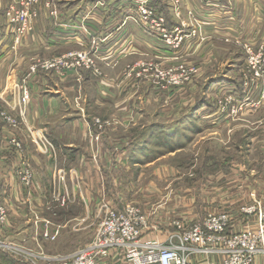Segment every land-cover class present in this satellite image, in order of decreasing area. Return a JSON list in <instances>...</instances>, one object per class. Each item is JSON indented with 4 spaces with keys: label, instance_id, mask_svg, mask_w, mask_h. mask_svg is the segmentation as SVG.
<instances>
[{
    "label": "rangeland",
    "instance_id": "374dc122",
    "mask_svg": "<svg viewBox=\"0 0 264 264\" xmlns=\"http://www.w3.org/2000/svg\"><path fill=\"white\" fill-rule=\"evenodd\" d=\"M223 1L230 10L207 7L206 0H0V52L3 48L5 52H28L26 76L38 61L46 64L69 59L74 52H91L98 73L88 67L70 70L77 73L73 84L75 104L83 113L93 115L87 158L94 166L101 160L106 163L104 160L110 156L97 146L104 147V142L109 148L130 144L137 150L140 146L141 152L131 156L143 162L141 168L115 170L121 179L116 185L124 189L123 196L132 203L148 204L153 181L163 196L172 194L175 207L170 209L183 213L178 201L187 196L200 197L208 182L205 178L215 173L213 163L218 157L244 167L243 175L250 173L257 180L250 184L254 190L264 188V52H259L264 44V0ZM150 9L165 19L164 28L173 37H181L179 45L168 44L161 32L150 29ZM104 11L106 17L102 20L98 14ZM232 11L242 23L236 26L237 30L227 27ZM72 16L73 21L66 23L72 21L70 28L83 32V41L49 45L53 28L63 26ZM90 22L94 24L89 25ZM138 32H148L159 44L146 43ZM108 48L117 52L109 60L100 55ZM168 49L172 50L170 54L159 53ZM43 52L53 55L44 56ZM17 60L22 63L21 54ZM117 66L122 71L118 84L124 89H118L111 81L117 92L106 94L112 99H104L100 108H86L82 98L90 86L88 73L95 74L90 79L94 84H108L118 73L110 69ZM39 72L55 73L37 66L35 73ZM1 103L12 114L14 125L2 114L0 125L19 128L24 119L19 110ZM39 130L50 140L43 129ZM85 142L86 137L79 133L73 141L75 147L67 151H81ZM48 156H52L54 167L48 165L43 170L29 160L35 173L40 170L48 197L36 194L38 184L34 190L26 189L15 168L13 178L4 173L6 181L14 180V193L22 200L14 199V193L8 200V194L0 188V206L7 210V220L0 217V263L34 264L69 257L94 238L99 222L96 216L104 200L102 189L98 193L99 204H92L91 214L85 201L70 195L69 180L79 177L78 173L75 176L79 169L68 163L56 146ZM149 161L154 163L147 167ZM155 175L168 184L153 180ZM208 187L210 190L213 186ZM140 189L146 190L147 195L143 196ZM242 199L248 200L247 193ZM168 202L169 199L164 200ZM25 213L26 216L20 215Z\"/></svg>",
    "mask_w": 264,
    "mask_h": 264
},
{
    "label": "crops",
    "instance_id": "0c3cea01",
    "mask_svg": "<svg viewBox=\"0 0 264 264\" xmlns=\"http://www.w3.org/2000/svg\"><path fill=\"white\" fill-rule=\"evenodd\" d=\"M224 4L226 3L224 2ZM231 13L232 17H229L230 19L229 22H227V27L237 30L236 26L241 25L242 23L237 21V14L234 11ZM98 16L103 20L106 17L105 11L102 14H98ZM217 17H219V19H223L220 16ZM73 18L75 17H69L67 21L63 22V26L61 25L59 27L53 28L49 35V45L56 47L57 45H63L73 40L80 42L83 41L81 40L82 31L78 29L73 30L70 28ZM247 19L248 18H246V21ZM70 20L72 21L67 24L66 22H69ZM88 24L93 25L94 23L90 22ZM246 24L248 25V23ZM76 30L79 32L77 33ZM138 35L146 43L159 44V41L155 37L151 36L148 32H145V34L138 32ZM5 49L6 48H3L2 52H0V103H5L7 108V104H9L11 106H16V109H18L17 105L21 94L20 87L24 83V79L28 71V63L26 59L28 57V52H5ZM111 51L112 49L110 48L105 49L104 52H100V55L107 57L109 60L114 57L115 53L117 54V52ZM171 51L172 50H169L168 52L162 51L159 53L170 54ZM43 53L44 56L53 55V52ZM18 54H21L22 56V63H19L17 60ZM115 68L116 67L110 69L112 71L118 70V73L115 74V80L114 77L110 78L111 80H109L110 82H107L108 84H94L92 81H90V79L93 78L95 74L91 71L88 73L87 79H89L90 86L89 90L86 89L85 95L82 98V100L86 101V108L91 105H95L96 109L100 108L101 103H104V99L111 98L106 93H109L110 91V95H115L117 92L116 85L118 89L120 87V89H124V85L121 86L118 84V76L122 71L118 68V66L116 69ZM76 74H74L73 71H69L63 76L57 75L56 73L52 74L47 72H39L38 74L32 75L27 80V85L30 90V100L26 106V115L20 127L12 129L9 126L3 127L0 125V188H2L8 194V200L11 197L10 194L14 193L15 191L13 190L15 185L14 180L11 182V179L6 181L5 177L7 174L4 176V173L8 172L10 177H14L13 169L16 163L15 151L11 146L7 145V141L12 137H17L23 143L27 158L29 160L31 159V161L36 164L37 168L43 170L48 165L54 167L53 164H55V162L51 161L52 156L44 155L40 152L30 133L31 130H34L35 128H41L56 146L57 151L59 150L62 156L67 157L64 159H66L68 163H71L72 166H75L76 169H79L75 172V176L78 173L79 177H74V179L72 178L69 180L72 186V192L70 193L71 197H73L72 199L85 201L86 205L88 206V212L91 214L92 204L94 205L96 202L97 205L99 204L100 196H98V193L100 192V189L103 191V198L113 205L122 207L125 204L132 203L123 196L124 189L116 185L117 181L121 183V179L119 174H115V170H117L119 167L129 171L135 167L141 168L143 162L140 159L135 160V158H133L134 155L131 156L132 154L141 152L140 146L137 147V150H134V147L130 144L113 146L111 148H109V145H107L108 142H104V147H102L101 144H96L101 152L108 154L110 157L104 160L106 163L102 162V160L100 163H98V165L95 166L91 163V161L87 158V155L89 154V146H87V144L90 124L89 122H92L90 117L93 115L88 116L87 113H83L82 110H80L75 104V89L73 88V84L74 81L76 83V79L74 78ZM109 77L110 76L108 74V78ZM111 81H115L116 85ZM79 133L82 135V137H86L87 142H85L84 149L81 150L83 153L80 156L78 155L81 154L79 149L74 148L71 149V151H67V148H72V146L75 147L73 141L75 138H77ZM136 158L139 157L136 156ZM218 159L219 160H214L216 162L213 163V167L216 169L214 171V175H207L205 178L208 182H206L202 188L204 191L201 193L200 197L197 198L200 202H198L194 196L184 197L183 200H180L182 202L178 201L177 204L179 207H182L181 209L183 213H179L180 211L176 212L170 209V207H175L174 200L171 198L172 194L165 193L166 195L163 196L162 192H160V188H158L157 184L152 181L151 184L153 190L152 193L151 191L149 192V194L151 193L149 195L151 202L148 204H144V202L133 203L141 207L149 218L150 227L144 230L142 241H154L165 245L178 244L179 240L177 238H172V235L175 232L174 228L172 227L173 220L181 219L189 223L195 222L204 219L207 213L212 211L229 212L233 218L232 224L234 226V231H242L257 227L256 217L243 215L241 210L243 206H248L253 203L255 195L257 197L256 199L264 202V188L263 190L260 189L261 191L256 189L254 190L253 185L250 184H254V182L257 180H253L250 173H248V175H243V172H245L246 169L241 166L238 167L233 160L230 161L231 159L222 157H218ZM58 163L60 165L63 164V162L61 164V161ZM68 163H65V165H68ZM152 163L154 162L149 161L146 166L149 167L152 165ZM4 167L7 168L6 171H4ZM111 170L113 171V174L111 173ZM39 171L36 173L38 182V190H36V194L39 196L43 194V197H48L49 195H46L47 191L45 180L43 176L40 175ZM251 172L254 173L252 170ZM153 180H158L156 182L159 183L160 181H164V186L168 184L164 178H159L158 175H155ZM209 185L213 186L210 190L208 187ZM9 190L10 192H8ZM140 192H143V196L147 195L144 194L146 193V190L140 189ZM253 192H255L254 196L252 194ZM246 193L248 195V200L245 202V200L242 198ZM7 198H5L6 201ZM15 198L22 200L21 197L17 196V193H14V199ZM168 199L169 202L164 203V200L166 201ZM37 200L40 201L41 199ZM242 200H244V203L240 205L239 202ZM20 210L22 211L21 208ZM20 215L26 216V213ZM21 232L23 233L24 231ZM115 260H109V264H118V262ZM223 260V254H218L217 256L192 254L191 256L192 264H223ZM121 262L123 263V259ZM121 262L119 264H121ZM0 264L7 263L2 262ZM254 264H264V257L262 255H258Z\"/></svg>",
    "mask_w": 264,
    "mask_h": 264
},
{
    "label": "built area",
    "instance_id": "2783aa9c",
    "mask_svg": "<svg viewBox=\"0 0 264 264\" xmlns=\"http://www.w3.org/2000/svg\"><path fill=\"white\" fill-rule=\"evenodd\" d=\"M206 1L207 7L222 9L223 6L229 8L227 4L223 3V0ZM150 11L153 16L148 24L150 29L161 32L168 44L179 45L181 37L179 35L173 37L164 28V24H167L165 19L162 16H157L156 10L150 9ZM253 51L247 49V52ZM259 52H264V44ZM261 55L263 57L264 53ZM94 61L96 62L95 59ZM95 62H93L91 52H74L70 54L69 59H56L46 64L38 61L37 65L30 67L29 74L20 87L21 94L17 105L20 117L25 118L26 106L30 100L27 80L36 72L37 66L58 75H64L70 70L77 69L76 67H88L94 69V73H98ZM262 70L264 71V68ZM7 105L9 108H17ZM0 114L6 116L4 117L11 123H9L10 125H14L12 114L2 106H0ZM31 135L42 154H53L55 145L42 132L40 133V130L32 131ZM8 144L15 151L16 163L14 168L16 175L26 189L34 190L35 185L38 184L36 173L29 164L30 161L26 156L23 143L17 137H12L8 140ZM0 207L2 209L1 219L7 220V210L3 206ZM100 208L99 214L96 216L99 222L94 238L87 246L69 257L57 260L46 259L43 263H33L109 264V260L113 259L114 261L116 259L115 261L119 264L123 259L121 264H192V254L205 256L223 254V264H254L258 255L264 256V202L256 198L251 205L244 206L241 210L243 215L256 217V228L234 231L233 218L229 212L212 211L208 212L204 219L195 222L189 223L181 219L173 220L172 227L175 232L172 238H177L179 243L170 245L154 241H142L143 232L150 227V224L147 214L141 207L133 203L119 207L104 199Z\"/></svg>",
    "mask_w": 264,
    "mask_h": 264
},
{
    "label": "trees",
    "instance_id": "16d2710c",
    "mask_svg": "<svg viewBox=\"0 0 264 264\" xmlns=\"http://www.w3.org/2000/svg\"><path fill=\"white\" fill-rule=\"evenodd\" d=\"M93 240V239H92ZM3 263H5V262H3Z\"/></svg>",
    "mask_w": 264,
    "mask_h": 264
}]
</instances>
